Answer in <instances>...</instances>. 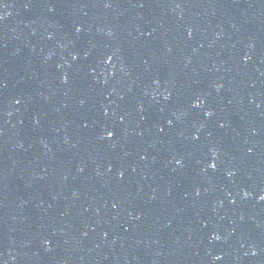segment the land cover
I'll use <instances>...</instances> for the list:
<instances>
[{
	"label": "water",
	"instance_id": "water-1",
	"mask_svg": "<svg viewBox=\"0 0 264 264\" xmlns=\"http://www.w3.org/2000/svg\"><path fill=\"white\" fill-rule=\"evenodd\" d=\"M0 264H264V0H0Z\"/></svg>",
	"mask_w": 264,
	"mask_h": 264
}]
</instances>
